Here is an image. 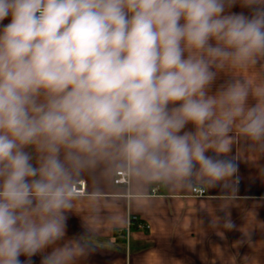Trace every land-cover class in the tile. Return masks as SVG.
I'll list each match as a JSON object with an SVG mask.
<instances>
[{"label": "clouds", "instance_id": "clouds-1", "mask_svg": "<svg viewBox=\"0 0 264 264\" xmlns=\"http://www.w3.org/2000/svg\"><path fill=\"white\" fill-rule=\"evenodd\" d=\"M234 132L264 150V0H0V264L94 254L67 227L101 168L235 193Z\"/></svg>", "mask_w": 264, "mask_h": 264}, {"label": "crops", "instance_id": "crops-1", "mask_svg": "<svg viewBox=\"0 0 264 264\" xmlns=\"http://www.w3.org/2000/svg\"><path fill=\"white\" fill-rule=\"evenodd\" d=\"M230 11L251 10L237 3ZM233 136L231 155L239 163L235 193L220 186L202 195L186 188L144 190L131 181L115 183L116 172L103 168L85 175L84 197L67 227L69 237L82 235L94 253L82 264H264V150ZM97 189L101 195L93 201L89 194ZM212 219L220 226L210 227ZM225 220L234 227L225 229ZM43 255L31 257L32 264H41Z\"/></svg>", "mask_w": 264, "mask_h": 264}, {"label": "built area", "instance_id": "built-area-1", "mask_svg": "<svg viewBox=\"0 0 264 264\" xmlns=\"http://www.w3.org/2000/svg\"><path fill=\"white\" fill-rule=\"evenodd\" d=\"M130 181L129 177L124 174L123 172H116V176L114 179V182L117 184H128ZM81 192L84 194L85 190H86V181L82 180L81 181ZM194 193L202 195L205 193V189L201 190V189H192ZM137 217L136 216H132L131 218V222H133L134 220H136ZM140 226H143V224H140Z\"/></svg>", "mask_w": 264, "mask_h": 264}]
</instances>
